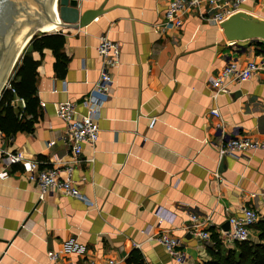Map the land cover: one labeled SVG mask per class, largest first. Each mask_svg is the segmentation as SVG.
<instances>
[{"label":"crops","instance_id":"obj_1","mask_svg":"<svg viewBox=\"0 0 264 264\" xmlns=\"http://www.w3.org/2000/svg\"><path fill=\"white\" fill-rule=\"evenodd\" d=\"M78 1L80 15L102 2ZM168 1L105 0L101 7L126 6L132 17L140 65L138 114V64L126 8L101 12L82 28L40 33L62 36L64 67L55 66L50 47L25 46L20 58L26 54L38 62L41 118L32 132L1 139L0 149L60 171L70 147L62 139L65 124L56 116V105L74 102L78 113L84 112L79 102L98 78L101 36L118 46L119 64L100 111L98 140L93 147L83 145L84 161L72 175L92 206L59 192L39 201L37 186L20 164L7 170L0 163V174L7 173L0 179V264L86 259L128 264L133 251L142 264H178L155 240L161 232L181 242L185 264H204L211 244L193 234L192 216L197 230L214 232L230 248L222 241L230 216L242 207L264 215V150H243L223 161L218 153L222 136L264 140V42L226 41L220 24L204 20L203 4L183 15L180 28H165L162 12ZM237 11L264 20V0H246ZM249 61L259 70L213 98L211 81L220 70L228 62L242 67ZM11 104L14 112L25 106L21 98ZM214 109L218 117L211 114ZM255 235L252 227L249 240ZM49 251L58 255L56 262L48 259Z\"/></svg>","mask_w":264,"mask_h":264},{"label":"built area","instance_id":"obj_2","mask_svg":"<svg viewBox=\"0 0 264 264\" xmlns=\"http://www.w3.org/2000/svg\"><path fill=\"white\" fill-rule=\"evenodd\" d=\"M245 1L230 0L225 4H219L216 0H169L162 12V25L165 28H180L183 15L188 11L191 12L198 9L202 4L204 7V20L209 23L220 24L227 16L237 11ZM97 53L101 61L98 78L89 94L79 102L84 112L78 113V104L74 102L65 101L56 105V116L65 124L62 139L70 147L69 161L65 164L63 171L54 167H45V163L37 160H23L17 154L0 149V163L4 164L7 170L11 165L20 164L26 179L37 186L39 201L45 200L52 193L59 192L88 206H92V203L87 201L77 186L73 184L72 175L75 167L84 161L82 158L83 145L87 144L93 147L98 140L100 111L104 105L105 97L109 94L113 84L112 70L119 64V49L106 36H101L97 46ZM259 68L260 65L254 61H249L242 67L234 62H228L211 81L212 97L216 98L220 94L228 93L229 85L249 80ZM9 80L5 88H9ZM11 91L14 92L13 89ZM211 114L216 117L219 116L218 111L215 109L211 111ZM3 138L4 136L0 132V140ZM52 143L50 142L49 144L51 145ZM243 150H264V140H254L241 135L232 138H224L222 136V142L218 145V153L221 159L227 156H234L237 152ZM89 161L91 162L92 159H89ZM61 172L64 173V176H61ZM6 175V172L1 173L0 179H4ZM156 214L159 218H162V215ZM259 218L257 211L248 207H242L238 214L230 216L227 220L229 229L222 233V241L225 246L231 247L234 242L248 241L250 239V229L258 222ZM159 220L161 221V219ZM191 221L193 234L197 238L211 244L210 233L197 230L199 224L194 216L191 217ZM155 240L163 246L165 252L178 264H185L186 254L177 238L166 234V232H161L155 236ZM47 257L51 262L58 260V255L52 251L47 253ZM62 264L97 263L92 259H86L78 263L64 262ZM106 264L116 263L113 260H108Z\"/></svg>","mask_w":264,"mask_h":264},{"label":"water","instance_id":"obj_3","mask_svg":"<svg viewBox=\"0 0 264 264\" xmlns=\"http://www.w3.org/2000/svg\"><path fill=\"white\" fill-rule=\"evenodd\" d=\"M78 2V0H0V93L5 88L9 76L16 66L17 62L13 63V60L24 38L27 45L39 33V28L52 25H56L58 28H82L99 13L113 7H123L127 9L130 16L138 64V114L140 65L137 59L132 17L128 7L113 5L102 10L101 7L105 2L102 0L97 10H85L80 15ZM219 26L228 42L242 43L252 40L264 42V20L245 12L235 11L227 16ZM224 158L221 160L223 161Z\"/></svg>","mask_w":264,"mask_h":264},{"label":"trees","instance_id":"obj_4","mask_svg":"<svg viewBox=\"0 0 264 264\" xmlns=\"http://www.w3.org/2000/svg\"><path fill=\"white\" fill-rule=\"evenodd\" d=\"M38 35L30 40V45L34 49L50 47L55 56V66L64 67L67 59L60 52L63 45L62 36L42 35L39 37ZM37 65L38 62L24 54L14 67L13 76L9 80V88H4L1 91L0 132L6 138L15 135L17 132H32L41 118L35 90ZM15 98H21L24 101L23 110L14 112L11 103ZM253 228L256 231L254 240L234 242L230 248L222 246L218 235L211 232L210 260L204 264H264V215L259 218ZM127 263L142 264L141 257L136 251H133Z\"/></svg>","mask_w":264,"mask_h":264},{"label":"bare ground","instance_id":"obj_5","mask_svg":"<svg viewBox=\"0 0 264 264\" xmlns=\"http://www.w3.org/2000/svg\"><path fill=\"white\" fill-rule=\"evenodd\" d=\"M57 17H58V13H57ZM54 28L57 29L58 27L56 25L47 26V27H44V28H39L38 32H40V33H50L51 30H53ZM56 29H55V31H56ZM27 38H28V36H27ZM25 46H26V39L24 38L23 41L21 42L19 48H18V51H17V53L15 55V58L13 60V63L18 62L17 60H19V58H20Z\"/></svg>","mask_w":264,"mask_h":264},{"label":"rangeland","instance_id":"obj_6","mask_svg":"<svg viewBox=\"0 0 264 264\" xmlns=\"http://www.w3.org/2000/svg\"><path fill=\"white\" fill-rule=\"evenodd\" d=\"M38 34H40V33H37L36 35H38ZM13 72H14V69H13V71L11 72V74H10V76H9V79L13 76Z\"/></svg>","mask_w":264,"mask_h":264}]
</instances>
